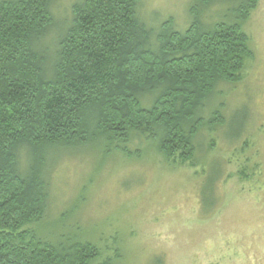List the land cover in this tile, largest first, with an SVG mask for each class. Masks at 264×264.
Segmentation results:
<instances>
[{
    "label": "trees",
    "instance_id": "16d2710c",
    "mask_svg": "<svg viewBox=\"0 0 264 264\" xmlns=\"http://www.w3.org/2000/svg\"><path fill=\"white\" fill-rule=\"evenodd\" d=\"M55 1L0 0V264H119V248L104 256L52 231L66 223H44L54 155L89 145L138 157L133 143L147 139L194 161L203 128L229 123L209 107L254 58L244 25L260 0H191L183 30L149 24L142 0H77L63 21ZM220 176L212 169L201 187L206 212Z\"/></svg>",
    "mask_w": 264,
    "mask_h": 264
},
{
    "label": "rangeland",
    "instance_id": "374dc122",
    "mask_svg": "<svg viewBox=\"0 0 264 264\" xmlns=\"http://www.w3.org/2000/svg\"><path fill=\"white\" fill-rule=\"evenodd\" d=\"M76 1L56 0L55 18H69ZM190 4L142 0L139 12L151 25L172 18L183 30L190 24ZM218 9L208 12L213 21ZM244 30L254 58L239 82L218 85L209 110L221 106L230 120L203 128L194 161L167 159L147 139L133 143L139 144L138 157L108 155L89 145L57 151L44 223L67 228L52 231L89 239L104 256L114 257L119 248V264H264V0ZM243 129L241 137L231 138ZM212 169L221 176L215 206L206 212L201 187Z\"/></svg>",
    "mask_w": 264,
    "mask_h": 264
}]
</instances>
